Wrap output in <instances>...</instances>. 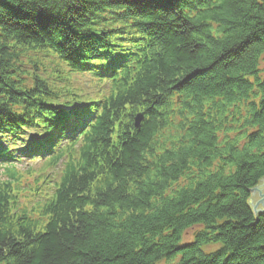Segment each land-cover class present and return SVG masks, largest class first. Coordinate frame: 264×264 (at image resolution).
Masks as SVG:
<instances>
[{"label": "trees", "instance_id": "16d2710c", "mask_svg": "<svg viewBox=\"0 0 264 264\" xmlns=\"http://www.w3.org/2000/svg\"><path fill=\"white\" fill-rule=\"evenodd\" d=\"M64 63L110 83L80 118L43 83ZM263 63L264 0H0V140L69 154L31 208L0 182V264H264Z\"/></svg>", "mask_w": 264, "mask_h": 264}, {"label": "rangeland", "instance_id": "374dc122", "mask_svg": "<svg viewBox=\"0 0 264 264\" xmlns=\"http://www.w3.org/2000/svg\"><path fill=\"white\" fill-rule=\"evenodd\" d=\"M261 68L263 69V76H264V63L261 65ZM93 80L94 79L90 78L89 76H76L75 81H77L78 83H75V82L73 83H75L78 87L84 86L85 87L84 89H88V91H93L91 89L92 84L94 82ZM71 88L73 90H76L75 86H72ZM63 102H64L63 99H59V101L56 103L60 105H66V106L70 103H73V101L72 100L70 101L68 97H65V103ZM77 102H79V105L85 104V102L82 99ZM63 133L67 137V133L66 132H63ZM64 134L60 136L61 139L64 138L65 136ZM75 141L76 139H73V138H70V139L65 138V140H62L61 142L67 146L69 142H75ZM18 144L19 143H17L15 146H12L9 143L8 145H4L2 140L0 141V150H3V151L7 150V152L12 155V158L15 161L12 164H8V170L10 172H15V175L13 177L16 178L15 181H11L10 177L7 176V173H6L7 170L4 169V167L6 166L0 165V182L3 180L10 181L9 183H10L11 189L19 187L22 184L20 187V191H18V194H15V195L17 197L19 205H23L29 201V208H31V206H33V203L35 202L41 201L40 203H42L43 196H46L49 198V196L52 194V192L54 191L53 190L54 188L52 187L53 185H50V183L58 181L59 173H60V170L62 169L61 164L66 162L69 154H66L67 158H62L60 160L61 163L58 166H56L55 168H49L47 167V164H46V162L48 163L47 159L40 160L36 158L32 160V159H29L27 155L20 156V154L18 153V147H16V146H19ZM74 148L76 149L79 148L78 142L75 143V145L72 148L73 149L72 151L76 152L74 151ZM36 178H40V179L37 182H35L34 179ZM44 183H47V184L43 185ZM263 183H264V178L261 179L260 182L256 186H259ZM35 187H38V190L35 191L34 190ZM22 189L23 191H21ZM249 205H250V202H249ZM250 208H251V205H250ZM251 211L254 214V211L252 209ZM261 213L264 214V212H260L259 215H261ZM31 217H32V220H34L33 217L37 218L36 216H33V215H31ZM194 230H196V228ZM192 232H193L192 230L187 232L185 241L191 240L190 236ZM174 263L175 261H172L170 263L168 261H165V262L161 261L157 264H174Z\"/></svg>", "mask_w": 264, "mask_h": 264}, {"label": "water", "instance_id": "95a60500", "mask_svg": "<svg viewBox=\"0 0 264 264\" xmlns=\"http://www.w3.org/2000/svg\"><path fill=\"white\" fill-rule=\"evenodd\" d=\"M141 117L137 118V128L140 126ZM249 202L251 209L254 211V215L258 217L260 212H264V183L255 186L250 190ZM262 214V213H261Z\"/></svg>", "mask_w": 264, "mask_h": 264}, {"label": "bare ground", "instance_id": "6f19581e", "mask_svg": "<svg viewBox=\"0 0 264 264\" xmlns=\"http://www.w3.org/2000/svg\"><path fill=\"white\" fill-rule=\"evenodd\" d=\"M179 4H177V5H175V6H178ZM77 39H78V43L81 41V37L79 38V37H77ZM48 65H49V67H51L52 65H53V63H48ZM42 78H44V77H42ZM81 112V111H80ZM138 117H141V121L139 122L140 123V126H139V128H137L136 126H137V118ZM144 121V113L143 112H138L137 114H136V116L134 117V119H133V125H134V128L136 129V130H140V128H141V126H142V122ZM32 133H30L29 135H31ZM54 145V144H53ZM50 146H52V144L51 145H46L45 146V148L46 147H50ZM60 146H62V145H56L55 147L56 148H58V147H60Z\"/></svg>", "mask_w": 264, "mask_h": 264}]
</instances>
